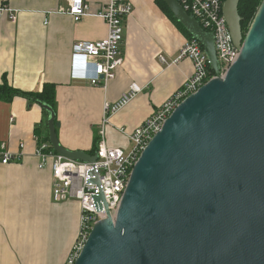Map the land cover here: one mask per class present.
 Returning a JSON list of instances; mask_svg holds the SVG:
<instances>
[{
	"label": "water",
	"instance_id": "1",
	"mask_svg": "<svg viewBox=\"0 0 264 264\" xmlns=\"http://www.w3.org/2000/svg\"><path fill=\"white\" fill-rule=\"evenodd\" d=\"M203 46L215 77L172 112L142 152L113 217L93 226L74 264H264V0L244 34L240 0L223 15L238 60L222 76L214 37L177 0H164ZM48 112L53 150L70 151ZM91 174L97 175L96 172ZM99 184V181L96 180Z\"/></svg>",
	"mask_w": 264,
	"mask_h": 264
},
{
	"label": "crops",
	"instance_id": "2",
	"mask_svg": "<svg viewBox=\"0 0 264 264\" xmlns=\"http://www.w3.org/2000/svg\"><path fill=\"white\" fill-rule=\"evenodd\" d=\"M124 23L122 65L116 79L93 86L83 60L73 62L72 45L99 41L108 27L94 16L108 0H86L92 15L76 22L67 0H9L17 16L0 19V83L23 92L56 86V131L70 151L91 153L100 135L104 105L114 103L135 83L143 91L105 127L107 145L129 150V134L141 127L193 76L190 59L179 63L191 40L157 0H130ZM3 0H0V7ZM164 58L166 62H162ZM49 115L37 102L16 97L0 102V151L15 157L0 163V264H67L79 241L81 205L57 200L51 162L40 169L38 143H47Z\"/></svg>",
	"mask_w": 264,
	"mask_h": 264
},
{
	"label": "built area",
	"instance_id": "3",
	"mask_svg": "<svg viewBox=\"0 0 264 264\" xmlns=\"http://www.w3.org/2000/svg\"><path fill=\"white\" fill-rule=\"evenodd\" d=\"M183 9L192 15L201 27L214 37L217 57L223 76L238 60L240 51L234 46L229 27L223 15L222 0H177ZM9 0H3L0 7V19L5 16L12 22L17 21L14 10L8 6ZM68 13L76 22L92 15L86 0H67ZM133 5L130 0H108L107 5L94 16L100 17L108 27L107 37L99 41H77L72 45L73 62L82 59L91 66L86 79L93 86H99L116 79L117 70L122 65L121 45L123 42L124 23L132 15ZM190 59L194 64L193 76L179 89L156 113L145 123L129 134L131 148H112L107 145L105 127L109 118L125 109L142 93L143 89L133 83L129 89L114 103L104 105V119L100 131V141L96 151L95 163H83L69 160L57 154L51 145L38 143L36 156L40 159L39 168L45 169L51 162L54 178V195L57 200L75 199L81 205V230L79 241L74 247L67 264H74L93 226L107 215L104 204L99 209L95 197L101 193L105 198L113 217H115L131 173L142 152L158 133L172 112L187 97L195 93L210 79L215 77L206 52L195 39L189 40L180 50L175 61L179 63ZM162 62H166L161 58ZM11 152L2 148L0 163L9 164L14 160ZM96 172L97 175L91 174ZM99 181V184L96 183Z\"/></svg>",
	"mask_w": 264,
	"mask_h": 264
},
{
	"label": "trees",
	"instance_id": "4",
	"mask_svg": "<svg viewBox=\"0 0 264 264\" xmlns=\"http://www.w3.org/2000/svg\"><path fill=\"white\" fill-rule=\"evenodd\" d=\"M223 2L225 0H222ZM263 0H240L239 14L242 17V29L245 34ZM157 4L176 24L177 26L188 35L190 39H193L192 35L185 29V27L174 17L171 10L165 4L164 0H157ZM16 97H23L33 102L42 103L50 106L55 113H57V101H56V86L54 84H45L42 92H23L21 90L13 88L6 79L0 83V102L10 103ZM45 111V110H44ZM48 113L47 111H45ZM49 115V114H48ZM56 125V121H55ZM49 141V138H48ZM100 137L97 135L94 142V149L90 154H95L98 149ZM50 143V142H49Z\"/></svg>",
	"mask_w": 264,
	"mask_h": 264
},
{
	"label": "clouds",
	"instance_id": "5",
	"mask_svg": "<svg viewBox=\"0 0 264 264\" xmlns=\"http://www.w3.org/2000/svg\"><path fill=\"white\" fill-rule=\"evenodd\" d=\"M84 66L85 68L88 70V72L91 71V66H89L87 63H85V61L83 60Z\"/></svg>",
	"mask_w": 264,
	"mask_h": 264
},
{
	"label": "rangeland",
	"instance_id": "6",
	"mask_svg": "<svg viewBox=\"0 0 264 264\" xmlns=\"http://www.w3.org/2000/svg\"><path fill=\"white\" fill-rule=\"evenodd\" d=\"M68 199H71V198H68ZM68 199H67V200H68Z\"/></svg>",
	"mask_w": 264,
	"mask_h": 264
}]
</instances>
